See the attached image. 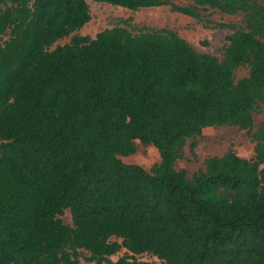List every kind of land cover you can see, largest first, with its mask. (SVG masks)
Instances as JSON below:
<instances>
[{"label": "trees", "instance_id": "16d2710c", "mask_svg": "<svg viewBox=\"0 0 264 264\" xmlns=\"http://www.w3.org/2000/svg\"><path fill=\"white\" fill-rule=\"evenodd\" d=\"M93 1L242 25L218 24L236 28L223 58L168 28L52 49L91 20L87 0H0V264H264V0ZM220 126L247 129L254 155L210 156L189 177V139ZM137 140L160 161L124 162Z\"/></svg>", "mask_w": 264, "mask_h": 264}, {"label": "rangeland", "instance_id": "374dc122", "mask_svg": "<svg viewBox=\"0 0 264 264\" xmlns=\"http://www.w3.org/2000/svg\"><path fill=\"white\" fill-rule=\"evenodd\" d=\"M91 9V20L80 30L70 36L57 41V45L69 44L74 35H89L95 37L97 33L114 26H126L133 33H139L147 28H168L178 32L180 36L191 42L199 52L208 53L218 58H223L225 47L228 45V38L235 32L236 28L242 25L241 15H229L218 11L206 12L213 22L210 26L197 19L178 12H173L168 6L149 7L139 10H131L122 6L112 5L101 1L87 0ZM184 4L183 0H176ZM5 6H0L4 9ZM218 24H234L236 28L219 26ZM248 74L247 67H240L236 70V79ZM264 121V105L255 113V128L259 122ZM195 142L194 153L190 145ZM137 151L129 156L121 157L124 162L136 163L150 168L161 159L158 149L153 145H143L139 140L136 142ZM255 142L247 129L237 126L206 127L201 135L191 138L188 141L185 155L177 161V167L187 171L192 177L196 172L205 168V160L214 155H223L229 150H234L242 157L254 155ZM64 223L72 225V214L68 209L61 216ZM112 256L117 260L125 253ZM141 260L149 261L151 264H164L152 254H143ZM81 264H90L81 258Z\"/></svg>", "mask_w": 264, "mask_h": 264}]
</instances>
